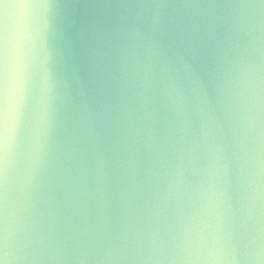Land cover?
I'll return each mask as SVG.
<instances>
[{
    "label": "water",
    "instance_id": "1",
    "mask_svg": "<svg viewBox=\"0 0 264 264\" xmlns=\"http://www.w3.org/2000/svg\"><path fill=\"white\" fill-rule=\"evenodd\" d=\"M257 93L264 0H0V264L242 246L264 223Z\"/></svg>",
    "mask_w": 264,
    "mask_h": 264
},
{
    "label": "clouds",
    "instance_id": "2",
    "mask_svg": "<svg viewBox=\"0 0 264 264\" xmlns=\"http://www.w3.org/2000/svg\"><path fill=\"white\" fill-rule=\"evenodd\" d=\"M256 87L260 88L257 74ZM257 112L264 107V99L257 93ZM7 132L0 124V163L6 156ZM186 264H264V223H257L249 232L242 246H237L227 234L218 235L211 247L189 257Z\"/></svg>",
    "mask_w": 264,
    "mask_h": 264
}]
</instances>
